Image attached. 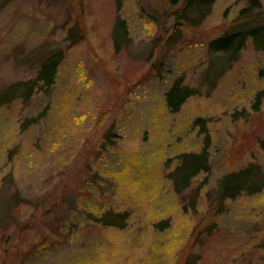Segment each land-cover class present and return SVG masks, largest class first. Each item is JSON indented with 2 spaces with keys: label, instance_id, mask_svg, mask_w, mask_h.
<instances>
[{
  "label": "rangeland",
  "instance_id": "rangeland-1",
  "mask_svg": "<svg viewBox=\"0 0 264 264\" xmlns=\"http://www.w3.org/2000/svg\"><path fill=\"white\" fill-rule=\"evenodd\" d=\"M260 3L248 25L264 23ZM248 4L216 0L177 38L162 0L6 2L0 93L52 51L65 57L50 90L0 106V264H264V189L218 199L227 173L264 169V50L248 39L220 74L208 50L246 26ZM118 14L132 39L121 50ZM180 77L200 92L174 112ZM206 143L210 170L177 192L178 156ZM109 210L126 225L96 220Z\"/></svg>",
  "mask_w": 264,
  "mask_h": 264
},
{
  "label": "trees",
  "instance_id": "trees-1",
  "mask_svg": "<svg viewBox=\"0 0 264 264\" xmlns=\"http://www.w3.org/2000/svg\"><path fill=\"white\" fill-rule=\"evenodd\" d=\"M117 1L118 11L121 9L122 0ZM8 0H0V11ZM170 9L174 18V32L177 38L182 33L184 26L200 25L211 13L216 0H162ZM249 4L243 7L237 17V24L244 23L243 28L234 27L222 35L209 41L208 50L212 55H218L215 60L219 63V74L231 62L236 61L245 48L248 39H251L258 50H264V23L248 25L253 20H259L256 8L261 7L260 0H248ZM241 26V25H240ZM114 46L117 50L131 45L132 39L126 20L118 14L113 30ZM65 57V50L59 48L46 55L37 68L36 76L27 80L11 83L0 93V106L20 98L29 102L37 92L50 90L55 83L58 68ZM199 89L184 83L182 77L176 79L167 92V104L176 112L191 96L199 94ZM208 143L199 152H184L178 156V164L169 173L173 180L175 190L182 193L188 188L195 176L210 170V153ZM264 189V169L258 164L250 163L246 167L227 173L220 181L219 201L228 198H237L243 194H252ZM196 192L190 197L192 206L195 205ZM128 217L127 212L116 213L106 211L96 220L105 225L124 227ZM189 264V262L187 263Z\"/></svg>",
  "mask_w": 264,
  "mask_h": 264
}]
</instances>
